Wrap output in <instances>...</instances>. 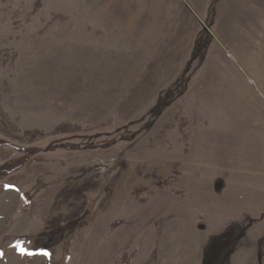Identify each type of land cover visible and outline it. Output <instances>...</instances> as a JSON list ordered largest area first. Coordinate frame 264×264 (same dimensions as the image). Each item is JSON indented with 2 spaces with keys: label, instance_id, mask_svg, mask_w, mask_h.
Listing matches in <instances>:
<instances>
[{
  "label": "rangeland",
  "instance_id": "rangeland-1",
  "mask_svg": "<svg viewBox=\"0 0 264 264\" xmlns=\"http://www.w3.org/2000/svg\"><path fill=\"white\" fill-rule=\"evenodd\" d=\"M2 164L0 264H264V0H0Z\"/></svg>",
  "mask_w": 264,
  "mask_h": 264
},
{
  "label": "trees",
  "instance_id": "trees-1",
  "mask_svg": "<svg viewBox=\"0 0 264 264\" xmlns=\"http://www.w3.org/2000/svg\"><path fill=\"white\" fill-rule=\"evenodd\" d=\"M21 164L14 165V166H7V164L0 165V174H10L11 172L17 170L19 167H21Z\"/></svg>",
  "mask_w": 264,
  "mask_h": 264
},
{
  "label": "snow or ice",
  "instance_id": "snow-or-ice-1",
  "mask_svg": "<svg viewBox=\"0 0 264 264\" xmlns=\"http://www.w3.org/2000/svg\"><path fill=\"white\" fill-rule=\"evenodd\" d=\"M17 246L19 247V245H17ZM20 251L22 254H28V255L39 254V255L49 256V253L47 251H44V250H41L39 253H31V252H28L26 249L21 247Z\"/></svg>",
  "mask_w": 264,
  "mask_h": 264
}]
</instances>
